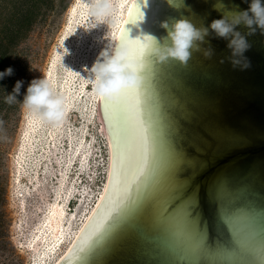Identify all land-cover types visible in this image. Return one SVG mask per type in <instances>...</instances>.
Segmentation results:
<instances>
[{"label":"water","instance_id":"1","mask_svg":"<svg viewBox=\"0 0 264 264\" xmlns=\"http://www.w3.org/2000/svg\"><path fill=\"white\" fill-rule=\"evenodd\" d=\"M250 2L225 0L235 11L247 10ZM214 3L183 0L175 7L168 0H134L121 30L127 34L131 29L132 37L163 38L168 33L162 22L181 18L209 27L222 16ZM237 30L248 32L244 24ZM246 38L252 47L245 55L252 66L244 71L232 67L228 41L211 30L187 65L172 59L159 65L161 170L153 185L148 181L138 187L143 179L139 135L124 105L117 104L106 118L105 98L99 97V116L111 140L110 181L101 204L58 264H84L79 249L90 242L105 213L127 204L129 197L141 200L139 209L89 255L87 264H257L241 251L240 242L264 245V34L257 28ZM209 45L214 54L205 58L203 49ZM177 212L190 213L187 226L205 236L209 255H186L185 238L170 236L165 218ZM231 214L237 215L240 229L235 237L224 220Z\"/></svg>","mask_w":264,"mask_h":264},{"label":"rangeland","instance_id":"2","mask_svg":"<svg viewBox=\"0 0 264 264\" xmlns=\"http://www.w3.org/2000/svg\"><path fill=\"white\" fill-rule=\"evenodd\" d=\"M90 3L0 0V72L13 69L0 79V120L4 122L0 126V264H31L29 252L21 246L30 234L35 206L51 205L56 195L64 196L67 190L83 194L82 199L89 192L96 199L103 185L108 151L99 104L93 101L92 89L79 95L80 83L69 78L75 35L92 25L90 19L78 24L77 17L90 12ZM111 27L112 23L108 30ZM84 57L92 58L89 53ZM40 78H46L65 99V118L59 122L42 121L22 107L28 85ZM17 81L23 82L18 101L9 105L5 96L13 93ZM59 132L64 137L56 140ZM69 136L73 146L92 154L84 164L89 177L80 183L66 169ZM68 203L75 213V200Z\"/></svg>","mask_w":264,"mask_h":264},{"label":"clouds","instance_id":"3","mask_svg":"<svg viewBox=\"0 0 264 264\" xmlns=\"http://www.w3.org/2000/svg\"><path fill=\"white\" fill-rule=\"evenodd\" d=\"M145 2L146 0H143V4ZM168 2L175 7H181L183 4V0H168ZM213 7L221 12L222 16L212 20L209 27H197L187 18L172 19L171 22L164 21L161 24L167 30L166 37L156 38L149 35L132 37L130 29L118 42L109 43L108 48L100 53L88 70L92 91L106 98L120 95L127 89L143 87L145 77L135 56L138 48L153 67L167 63L170 59L178 61L181 65H187L193 52L201 51V45L205 43V37L209 35L210 30L216 37L228 41L226 45L230 50L228 60L234 69L239 68L244 71L251 68V61L245 53L252 45L246 36L254 35L257 28L261 34H264V3L262 0H251L247 10L235 11L228 8L225 0H215ZM114 11L112 0H91L89 14L95 20L92 28L101 23H111ZM138 13L139 18L142 19L143 13L139 10ZM240 24L248 28L247 34L237 30ZM213 54L214 50L210 45L203 49L205 58H211ZM12 72L11 67L0 72V79L5 75H11ZM22 83L17 81L13 93L5 96L7 104L11 105L18 101L16 94L20 92ZM22 107L47 122H59L66 114L64 97L54 92L46 78L31 81L24 95ZM3 123L0 120V126Z\"/></svg>","mask_w":264,"mask_h":264},{"label":"bare ground","instance_id":"4","mask_svg":"<svg viewBox=\"0 0 264 264\" xmlns=\"http://www.w3.org/2000/svg\"><path fill=\"white\" fill-rule=\"evenodd\" d=\"M112 2L115 6V11L112 16V27L109 30L108 28L111 23H101L97 27L92 28L95 20L90 16L89 12L82 15L80 19L77 17L78 24L83 23L85 25L89 19L92 23L88 30H84V27L79 29L75 35V46L71 50L72 55L69 64L71 71L69 78L80 83L79 95L85 96L88 93L87 88L92 89L88 79V70L100 56V53L108 48L109 43H115L117 41L120 30L134 0H112ZM87 53L92 58L84 59V55ZM86 61H89L86 66L87 69L85 68ZM67 72H69L68 69ZM99 97L94 93L93 101H97L99 104ZM104 132L107 139V167L105 179L97 198L91 199L94 196L91 197L88 192L86 195L87 198L85 197L86 199L83 198V200V194H75L74 191L67 190L64 196H60V194L56 195L53 204L39 207L35 206L37 213L33 218V223L28 226V232L30 234L21 246L24 251L29 252L31 264H58L72 248L88 221L101 204L108 188L111 172V140L108 133L106 131ZM61 137L64 136H61L59 132L55 138L57 140ZM65 142L67 148L71 151L65 163L66 169L71 170L73 180L80 183L84 181V177L88 176L86 175L84 164L92 154H90L89 149L86 150L83 148L80 150L78 145L77 148L73 146L70 136ZM88 181H90V178ZM71 199H74L76 202L75 213L73 212L74 208L69 209V205H67ZM86 203L90 204V206L87 205V208Z\"/></svg>","mask_w":264,"mask_h":264},{"label":"snow or ice","instance_id":"5","mask_svg":"<svg viewBox=\"0 0 264 264\" xmlns=\"http://www.w3.org/2000/svg\"><path fill=\"white\" fill-rule=\"evenodd\" d=\"M136 8L135 5L132 6ZM132 13L130 12V16ZM125 35L124 30H121V37ZM135 56L138 65L145 77L143 87L139 89H127L122 94L118 95L115 100L109 101L105 98L104 111L106 118L109 112L115 111L117 104H123L127 113V119L135 124L139 135L140 143V180L142 182L151 181V184L158 182L161 170V133L159 125V103L158 92L156 87V78L159 74V65L153 67L143 56L142 50L138 48L135 51ZM111 124V122H110ZM149 150H151L152 161L149 164ZM145 165H149L145 169ZM134 179H137L134 177ZM125 192L128 191V185L125 184ZM141 204V200H133L129 197V202L123 206H116L105 213L100 222L95 226L89 237L90 242H86L85 247L79 249L84 253L80 257L84 264H87L88 257L100 246L125 220L136 212ZM167 212V208H163L160 215L163 216ZM113 213L115 215H113ZM190 213L177 212L174 215H169L165 218L168 232L175 239L185 238L183 251L186 255H209L212 250L206 243V238L203 234L197 235L191 231L186 223V217ZM225 223L229 224V230L233 236L239 233L240 229L237 223V215L231 214L224 218ZM94 237L95 239H92ZM241 251L250 255L257 264H264V245L255 246L254 244L243 241L240 242ZM219 251V250H218ZM70 264V262H69Z\"/></svg>","mask_w":264,"mask_h":264}]
</instances>
